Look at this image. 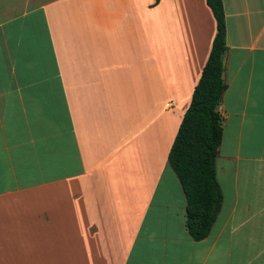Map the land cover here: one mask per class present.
<instances>
[{
    "label": "crops",
    "instance_id": "1",
    "mask_svg": "<svg viewBox=\"0 0 264 264\" xmlns=\"http://www.w3.org/2000/svg\"><path fill=\"white\" fill-rule=\"evenodd\" d=\"M223 3V201L195 240L169 153L207 0H0V264H264V0Z\"/></svg>",
    "mask_w": 264,
    "mask_h": 264
},
{
    "label": "trees",
    "instance_id": "2",
    "mask_svg": "<svg viewBox=\"0 0 264 264\" xmlns=\"http://www.w3.org/2000/svg\"><path fill=\"white\" fill-rule=\"evenodd\" d=\"M207 3L216 18L218 32L169 153L170 165L187 198V227L195 240L209 236L223 201L216 160L224 130L219 105L228 87L224 79V55L228 49L226 12L223 0Z\"/></svg>",
    "mask_w": 264,
    "mask_h": 264
}]
</instances>
